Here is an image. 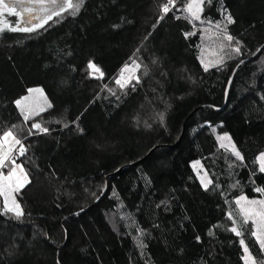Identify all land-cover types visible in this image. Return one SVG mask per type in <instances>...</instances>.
Listing matches in <instances>:
<instances>
[{"label": "trees", "instance_id": "1", "mask_svg": "<svg viewBox=\"0 0 264 264\" xmlns=\"http://www.w3.org/2000/svg\"><path fill=\"white\" fill-rule=\"evenodd\" d=\"M164 3L83 0L34 31H0V135L21 140L30 181L15 193L22 216L0 197V264H245L241 239L264 262L251 223L230 230L241 196L264 199V0H205L192 22L187 0ZM216 23L233 40L206 71ZM132 61L138 80L120 88ZM37 88L47 107L25 121L15 101Z\"/></svg>", "mask_w": 264, "mask_h": 264}, {"label": "snow or ice", "instance_id": "2", "mask_svg": "<svg viewBox=\"0 0 264 264\" xmlns=\"http://www.w3.org/2000/svg\"><path fill=\"white\" fill-rule=\"evenodd\" d=\"M29 4L38 3L40 4L41 10L46 11L48 13L45 17H34L32 15L34 9L32 7H25V0H0V15H3L4 12H7L9 15H15L24 19L25 14H27L28 19L24 22L31 25L32 19H41L42 22L38 25L32 27H21L20 25H10L7 21H4V27L0 28V31H3L5 28L11 31H34L37 27H43L44 24L48 22V20L52 19L53 15L60 16L62 12L71 10L73 14L78 12L83 0H77V2L73 3V0H48L49 4H51V8H46L44 5V0H27ZM210 2V0H208ZM205 0H187V3L184 5V11L188 13L186 19H189L190 22L201 20L200 13L203 11V4ZM19 6L20 10H17ZM176 6V0H166V3L162 6L163 13H169ZM163 17H161L162 19ZM227 23H233V19L231 15H226L225 17ZM211 23V21H209ZM215 27L220 29V24L216 23ZM224 31V30H222ZM194 35L195 33H190ZM224 39L231 42L233 37L231 35L225 34ZM236 53H240V48L236 47L233 49ZM203 62V61H202ZM219 63V61L217 62ZM88 69L91 70L92 74H99V78L103 77V72L101 69L93 62L89 61L87 65ZM140 68V65L135 61H132V64H126L124 68L121 69L119 77L116 79L115 83L119 85L120 88H125L128 83L132 79H137L134 76V73L137 69ZM205 70H208V65H205ZM130 73V75L126 78L125 73ZM32 92H40L42 94L41 89H29V93ZM29 100L28 96L22 97L15 101V104L18 109H20L21 115L23 116L25 121L32 119L34 115H39V112L34 111L31 107H29L26 102ZM48 107H51L49 104ZM45 109L41 108L40 111H44ZM32 129L37 130L39 133H47L49 131L48 128L43 127L40 123H33ZM219 140H230V137L223 136L218 137ZM20 145L19 149H16L15 146ZM222 148H227L228 146L224 143H221ZM18 151L20 155H24L25 149L22 145L21 140L17 137V135L12 131H4L2 135H0V169H4L8 167L9 164L12 167L8 170L5 175L2 171H0V197H3V209L6 212H13L17 217L23 215V210L20 204L16 201L14 193H17L21 188L25 186L26 183L30 182L28 180V175L25 172L23 165L17 164L16 160L10 155L13 151ZM231 151L237 157V159H243L240 153L235 149V146H231ZM260 171L264 172V153L260 154L257 158ZM199 164V162H197ZM197 164H194L195 168ZM19 170V174L17 173ZM201 183L204 184V187L207 188V184L204 183V178L201 177ZM208 183H211L209 180ZM258 192H264V189H256ZM241 201H246L249 205H260L261 207L257 209L253 208H245L241 205ZM238 206H240V216L241 223L239 226H233L230 230L236 234L238 237L243 236V231L241 228L243 225H247L251 223L254 226L255 230H250V233L256 240L259 242L260 248L264 249V200H252L248 201L246 197L241 196L236 202ZM230 220L233 219L232 214L229 213ZM233 223L236 224V221L233 220ZM240 244L243 246V251L245 255L243 259L245 264H258L257 260L252 256L249 252L248 247L245 245L244 239L240 240ZM260 264H264V262H260Z\"/></svg>", "mask_w": 264, "mask_h": 264}, {"label": "rangeland", "instance_id": "3", "mask_svg": "<svg viewBox=\"0 0 264 264\" xmlns=\"http://www.w3.org/2000/svg\"><path fill=\"white\" fill-rule=\"evenodd\" d=\"M6 2H8V0H6ZM44 5H45L46 8H51L52 7L51 4H49L48 0H44ZM24 6L25 7H32L34 9V11L32 13V15L34 17H45V16L48 15V13L46 11H42L41 10L40 4H38V3L29 4L27 2V0H25ZM202 7H203V10H205V6H202ZM17 10H20L19 6L17 7ZM10 16H14V15H9L7 12H4L3 15H0V28L4 27V23H3L4 21H7L11 25V22L9 21V17ZM53 17H55V15H53ZM19 19H20V24L19 25L21 27H32V26L38 25V24H40L42 22L41 19H32L31 25L27 24L26 22H24V21H26L28 19L27 14H25L23 20L21 19V17H19ZM198 21H200V20H198ZM37 28H39V27H37ZM5 29H7V28H5ZM222 29L225 31V28L214 29L213 27L205 25V29H204L205 38H204V47H203V50H204V52H203V61H204V63L206 65H210L211 66V65L217 64V62L220 61L224 57L225 53L229 49V46H230L229 43L230 42L227 41L226 39H224L225 32H222ZM136 71L134 73L135 77H137ZM90 74H91V76H93L95 78H99V74H92L91 70H90ZM118 77H119V75L115 78V81H116V79ZM135 80L136 79H132L130 81V83H132ZM130 83H128L127 85H129ZM37 89H41V88H37ZM27 96L29 97V100L26 102V104L29 107H31L34 111L39 112L41 108L44 109L45 107H47L48 102H47V99H46L43 91H42V94L40 92H32V93H29ZM223 136L230 137L229 135L224 134V133H217L216 134L217 139H218V137H223ZM218 142H219L220 148H222L221 147V143H224L225 145H227L228 146L227 148H222V149L225 150L226 152H228L230 155H232L234 158L237 159V157L231 151V146L232 145L235 146V144L233 143L231 137H230V140H224V141H221V140L218 139ZM15 148L19 149L20 145H16ZM235 149L237 150L236 146H235ZM10 155L16 160L17 164H21V163L18 162V159L21 156L18 151L14 150ZM11 167H12V165L9 164L8 167H6L4 169H0V171H2L6 175L8 170ZM195 171H196L200 181H201V177H203L204 178V183H206L208 185L209 184L208 183L209 177L206 174V172L204 171V169H203V167L201 166L200 163L197 164V166L195 167ZM17 173L19 174V170H17ZM28 180H29V176H28ZM28 183H26L25 186ZM23 188H21V189H23ZM14 195H15V193H14ZM247 200L248 201H252L251 199H248V198H247ZM260 200H264V199H260ZM256 201H259V200H256ZM241 205L244 206L245 208H253V209H257V210L261 207L260 205H249V204L246 203V201H241ZM239 208H240V206H239Z\"/></svg>", "mask_w": 264, "mask_h": 264}, {"label": "built area", "instance_id": "4", "mask_svg": "<svg viewBox=\"0 0 264 264\" xmlns=\"http://www.w3.org/2000/svg\"><path fill=\"white\" fill-rule=\"evenodd\" d=\"M119 74H120V73H119ZM124 75H125V77L127 78V77L130 75V73H127V72H126Z\"/></svg>", "mask_w": 264, "mask_h": 264}]
</instances>
